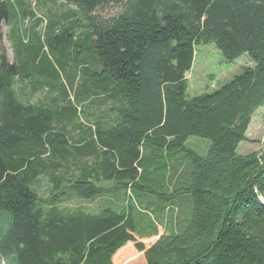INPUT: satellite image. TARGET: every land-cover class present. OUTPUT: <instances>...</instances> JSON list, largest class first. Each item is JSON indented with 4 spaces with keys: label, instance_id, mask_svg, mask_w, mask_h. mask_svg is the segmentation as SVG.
I'll use <instances>...</instances> for the list:
<instances>
[{
    "label": "trees",
    "instance_id": "1",
    "mask_svg": "<svg viewBox=\"0 0 264 264\" xmlns=\"http://www.w3.org/2000/svg\"><path fill=\"white\" fill-rule=\"evenodd\" d=\"M28 1L0 0V28L35 18ZM64 2L43 0L36 19L52 59L38 35L11 63L0 33V261L116 264L135 244L143 264H264V140L238 153L264 107V0ZM200 45L255 65L191 98ZM94 199L108 202L65 206ZM140 204L185 217L160 236Z\"/></svg>",
    "mask_w": 264,
    "mask_h": 264
},
{
    "label": "rangeland",
    "instance_id": "2",
    "mask_svg": "<svg viewBox=\"0 0 264 264\" xmlns=\"http://www.w3.org/2000/svg\"><path fill=\"white\" fill-rule=\"evenodd\" d=\"M59 4L65 3L64 0H56ZM11 4L16 10L18 0H10ZM31 8L28 10L35 14V18L18 16L10 22H4L1 25V43L5 49L11 63L15 61V55L19 50H22L28 42L34 44L37 42L38 35H41V42L44 46V51L47 53L50 59L53 58L51 50L48 48V44L45 42V34L43 31L46 27L45 22L41 23L40 26L37 24L36 19L45 16V10L42 8L43 0H29ZM110 14L116 15L119 9L113 8ZM43 31V32H42ZM42 32V33H39ZM254 62L248 55H244L235 62H227L222 53L214 45H200L196 47V55L194 59V65L192 71L188 74L189 88L187 95L189 97H195L206 92H212L219 89L223 85L229 83L234 77L239 75L244 68L254 67ZM57 68V67H56ZM49 95L46 90L36 93L31 100L32 102L44 101ZM87 106V105H86ZM85 125H88L87 120L82 119ZM248 142H243L238 153L240 155H249L259 150V141L264 140V107L260 108L253 116L251 126L247 132ZM189 148L197 152L200 156H206L211 146V142L201 138H190L187 144ZM171 173L168 171L164 172V177L169 179ZM44 186V185H42ZM44 188V187H42ZM126 193V192H125ZM142 195V190H136L134 195ZM152 196V195H151ZM122 199L117 204L120 206L125 205V200L131 198L130 193H122ZM158 199V198H157ZM108 202L106 199H94L91 201H70L65 206L75 208L83 207L91 213L99 212L104 205ZM135 202V200H134ZM160 202V201H159ZM162 203V202H161ZM165 204V203H162ZM153 206V205H152ZM157 208V211H155ZM163 209V210H162ZM138 210L149 217L155 224L161 225L159 227L160 236L165 233V227L169 226L170 221L178 222L180 219L185 217V208L182 210L174 205H166L162 208L147 207L146 205L140 204ZM160 216V217H159ZM158 238L143 239L139 243L145 245L148 249L152 246ZM143 253H139L135 248V244H129L125 249L121 250L115 257L116 264H143L142 261ZM0 264H18L16 257L12 256L5 260H1Z\"/></svg>",
    "mask_w": 264,
    "mask_h": 264
}]
</instances>
